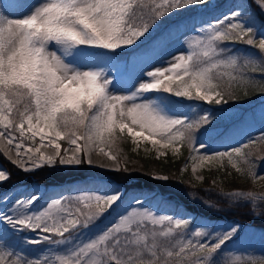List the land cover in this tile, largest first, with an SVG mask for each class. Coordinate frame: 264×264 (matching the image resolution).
<instances>
[{
	"label": "snow or ice",
	"instance_id": "snow-or-ice-1",
	"mask_svg": "<svg viewBox=\"0 0 264 264\" xmlns=\"http://www.w3.org/2000/svg\"><path fill=\"white\" fill-rule=\"evenodd\" d=\"M199 6L208 7L209 0H31L0 6V152L24 173L85 163L127 172V167L121 169L118 147L127 130L137 147L140 140L150 143L145 151H155L157 158L187 145L197 182L204 180L197 172L206 163L223 168L226 159L241 178L262 190L220 187L217 194L264 209V171L256 164L264 160V133L209 153L196 133L201 129L210 136L216 114L185 111L184 100L172 99L224 106L249 90L264 92V81L256 79L257 73L264 76V25L257 22V12L264 16V0H237L229 14L189 41L184 53L165 61L167 66L151 64L157 40L165 35L153 33L173 15ZM13 7L24 9L20 18L8 12ZM226 43L255 51L241 53ZM124 54L144 65L130 92L121 87L118 58ZM221 118H227L223 112ZM187 168L186 163L181 174ZM10 178L0 168V184ZM3 199L7 210L0 209V264H264V258H232L225 251L238 236V225L219 231L193 227L189 218L158 214L142 207L138 198L133 202L137 207L81 239L122 200L118 190L61 195L43 210L34 209L39 192L10 204L7 196ZM26 232L36 238L23 243L52 247L34 257L16 251L10 234Z\"/></svg>",
	"mask_w": 264,
	"mask_h": 264
},
{
	"label": "rangeland",
	"instance_id": "rangeland-1",
	"mask_svg": "<svg viewBox=\"0 0 264 264\" xmlns=\"http://www.w3.org/2000/svg\"><path fill=\"white\" fill-rule=\"evenodd\" d=\"M31 2V0H0V6L23 5ZM237 0H209V6H199L190 11H184L173 15L168 25H162L160 29L153 33V37H160L164 33L162 39H158L154 51L152 53L151 64L155 66H167L164 62L170 60L172 56L184 53L187 49L189 41H194L196 36L208 26L210 22H214L217 18H221L225 14H229ZM3 8L0 7V11ZM24 11L21 7H13L8 9L13 18H20ZM6 12L5 14H8ZM257 22L264 25V16L257 12ZM169 27L171 34L168 35ZM226 47L232 48L234 51L239 50L241 53L245 51H255L249 46L241 43H226ZM119 59L122 69V91L130 92L134 87L135 77L139 74L140 69L144 67L142 64H134L136 57L130 54H124ZM127 67V71L123 69ZM115 74V69L112 70ZM258 81H264V76L256 74ZM154 95V94H148ZM167 95V94H165ZM173 100H184V110L203 112L207 109L216 114V118L211 126V135L203 134L201 129H197L196 137L198 141H204L208 145L207 151H223L231 146H236L249 138L258 137L264 133V92L259 88L249 91L244 96L240 94V98L230 101L228 105L217 106L209 105L199 101H188L184 98L172 97ZM222 112L227 118H221ZM227 134L230 139H223ZM147 135V133H145ZM124 139H127L132 147V151L140 157H147V154L155 151L146 152L145 148H151L150 143L140 140L139 147L127 137V130L124 133ZM123 139V140H124ZM118 142L121 152V169L127 166V160L124 159L125 148L120 146L122 141ZM62 146L64 142L61 141ZM179 151H167L166 155L158 159L171 158V160H179V173L167 174L156 170L144 172L149 175L144 180L153 181L148 185L146 182L135 178V172L126 173L125 171H113L108 168H101L96 165H56L46 166L36 170L33 173H24L13 166L1 153L0 168L12 170L8 167L11 164L16 170L11 173V178L0 184V209L7 210L4 197L9 198L10 204L15 198L27 197L33 193L39 192L41 199L34 205V209L43 210L52 198L61 195H74L82 191L97 192L99 194H108L118 190L122 194V200L115 205L109 213L97 223L96 226L85 230L81 239L91 238L97 234L105 225H109L116 221L119 215L124 214L131 207H137L133 202L140 199L142 207L156 211L158 214H169L176 217L189 218L193 221V227L206 225L209 230H225L231 226L238 225L239 234L231 242L226 245L225 251L241 258H264V209L259 207L253 208L246 201H232L227 198L220 197L216 189L223 187L225 190L243 189L261 191L259 185H253L251 181L241 178L235 170L231 169L227 160L223 161L224 167L221 168L218 162L212 164L206 163L205 166L197 172V175L203 176V182H197L192 174V162H189V148L187 145H179ZM257 155H260L258 153ZM93 159H98L93 157ZM105 164L112 162L106 157H99ZM188 164L187 171L181 174V169ZM259 170L264 171V160L256 161ZM142 166V165H141ZM45 169V172L41 170ZM224 171V175L221 172ZM13 171V170H12ZM52 173L54 178L46 175ZM128 172V171H127ZM231 172L232 175H227ZM156 175H167V181L157 180L153 177ZM30 180L32 182H30ZM216 181L213 186V181ZM41 181V182H40ZM212 189V190H210ZM53 192L47 196L49 192ZM197 192L201 193L197 197ZM207 206V211L200 209L201 205ZM35 239L36 234L32 232L10 234L9 243L16 251L23 249L24 254L36 256L48 251L52 246L46 244L27 245L23 243L25 239ZM53 251L58 249L52 248Z\"/></svg>",
	"mask_w": 264,
	"mask_h": 264
},
{
	"label": "trees",
	"instance_id": "trees-1",
	"mask_svg": "<svg viewBox=\"0 0 264 264\" xmlns=\"http://www.w3.org/2000/svg\"><path fill=\"white\" fill-rule=\"evenodd\" d=\"M251 91V90H249ZM247 97V96H246ZM120 146H123L125 148V151H123V153L125 154L126 156V160H127V168H128V172L126 173H131V172H135V176H137L135 179H139V180H142L144 182H146L148 185L150 184H153L150 180H144V178H148L147 175H145L144 172H147L149 173L150 171L149 170H156V171H159V172H164V173H169V174H175V175H178L179 173V163L180 161L179 160H171V158H163V159H158L156 158L155 154L154 153H150V154H147V157H140L139 155H136L135 152L132 151V147L129 143V141L127 139H124L122 141V143L120 144ZM1 153H0V157H1ZM142 165V166H141ZM8 167L12 170H10L9 172H13L16 170L11 164L8 165ZM45 169L41 170L42 172H45L44 171ZM220 171V169H219ZM221 172V175L223 176L225 173L224 171H220ZM48 177H50L51 179L54 178V175L52 173H49L47 172V175L45 177V179H47ZM137 179V181H138ZM30 182H32L30 180ZM41 182V181H40ZM197 197H200L201 196V193L200 192H197L196 194ZM200 209L203 210V211H207V206L205 205H201L200 206Z\"/></svg>",
	"mask_w": 264,
	"mask_h": 264
},
{
	"label": "bare ground",
	"instance_id": "bare-ground-1",
	"mask_svg": "<svg viewBox=\"0 0 264 264\" xmlns=\"http://www.w3.org/2000/svg\"><path fill=\"white\" fill-rule=\"evenodd\" d=\"M53 192L51 191V192H49L48 194H47V196H49V195H51Z\"/></svg>",
	"mask_w": 264,
	"mask_h": 264
}]
</instances>
